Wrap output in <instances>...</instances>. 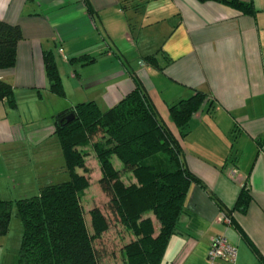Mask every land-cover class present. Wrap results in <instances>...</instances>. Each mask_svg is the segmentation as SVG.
Returning a JSON list of instances; mask_svg holds the SVG:
<instances>
[{
    "label": "crops",
    "instance_id": "1",
    "mask_svg": "<svg viewBox=\"0 0 264 264\" xmlns=\"http://www.w3.org/2000/svg\"><path fill=\"white\" fill-rule=\"evenodd\" d=\"M240 1L255 13L212 0H0V20L22 34L15 64L0 69L14 93L12 102L0 100V199L35 192L64 169L42 157L61 110L88 100L108 108L133 89L136 75L173 128L168 106L200 90L209 106L180 140L199 182L188 189L160 264H205L218 235L238 249L235 261L218 264H264V0ZM46 52L63 95L50 90ZM153 52L156 66L142 63ZM242 188L250 198L237 208ZM224 210L229 224L219 220ZM12 217L0 235V264L16 263L12 229L21 237V227Z\"/></svg>",
    "mask_w": 264,
    "mask_h": 264
},
{
    "label": "trees",
    "instance_id": "2",
    "mask_svg": "<svg viewBox=\"0 0 264 264\" xmlns=\"http://www.w3.org/2000/svg\"><path fill=\"white\" fill-rule=\"evenodd\" d=\"M212 1L226 2L244 14L256 11L249 2ZM21 37L18 25L0 20V69L15 64ZM155 54L144 55L142 63L156 66ZM82 56V60L87 57ZM44 63L50 90L63 95L51 53L44 54ZM132 80L133 89L105 110L88 100L53 116L69 179L54 182L52 173L35 192L0 199V235L8 232L14 208L21 227L15 264H107V248L98 243L112 224L132 236L119 248L121 264L161 263L170 236L177 232L188 189L199 182L182 159L180 140L189 132L191 117L208 105V98L196 90L170 104L172 128L160 118L138 77L132 75ZM13 94L12 86L0 79V100L12 102ZM90 152L99 166L97 182L108 197L111 217L99 206L89 211L84 207L91 184L85 165ZM249 198L242 188L235 206L245 208ZM251 248L262 259L252 243Z\"/></svg>",
    "mask_w": 264,
    "mask_h": 264
},
{
    "label": "rangeland",
    "instance_id": "3",
    "mask_svg": "<svg viewBox=\"0 0 264 264\" xmlns=\"http://www.w3.org/2000/svg\"><path fill=\"white\" fill-rule=\"evenodd\" d=\"M101 109L105 110L107 108H101ZM42 157L46 160L50 158V167L52 168L53 167L60 168V165H64V157L61 149L59 148L57 136L54 133L52 134V137L50 138V141L47 145V149L44 151ZM85 160H86L85 165L89 169L88 175L91 184L90 187L86 190L85 196L83 198L84 207L87 211H89V209L92 208L93 206H99L106 215L110 216V213L106 208V202L108 201V197L105 194V192L102 191L101 187L97 182L100 177V171L94 153L90 152V154L86 157ZM42 169L43 168L41 167L39 171H41ZM78 172H82V170L79 169ZM47 174H45V176ZM53 178H55L56 182L57 181L61 182L69 179V175L65 169H60L59 171L53 174ZM15 212L12 215L13 216L12 218L13 220L16 221L17 219L15 217L16 214ZM13 220L11 222H13ZM12 230H13L12 244L17 245L16 247L17 249H19L21 242V237H19L18 235V233H20L18 231L19 227L17 230L15 225H13ZM131 238L132 236L128 234L126 231H124L121 227H117L113 224L111 225V228L106 233H104L101 241L98 243L99 245L105 246L107 248V253H108V256L106 257L107 264H121L119 248L123 245V243L131 240ZM111 254H113L114 256H111Z\"/></svg>",
    "mask_w": 264,
    "mask_h": 264
},
{
    "label": "built area",
    "instance_id": "4",
    "mask_svg": "<svg viewBox=\"0 0 264 264\" xmlns=\"http://www.w3.org/2000/svg\"><path fill=\"white\" fill-rule=\"evenodd\" d=\"M219 220L230 223V219L224 212L221 213ZM238 254L237 246L229 241L225 235H218L213 238L206 254L205 264H218V261H235Z\"/></svg>",
    "mask_w": 264,
    "mask_h": 264
},
{
    "label": "water",
    "instance_id": "5",
    "mask_svg": "<svg viewBox=\"0 0 264 264\" xmlns=\"http://www.w3.org/2000/svg\"><path fill=\"white\" fill-rule=\"evenodd\" d=\"M71 118V115L70 116H68V119H70Z\"/></svg>",
    "mask_w": 264,
    "mask_h": 264
}]
</instances>
